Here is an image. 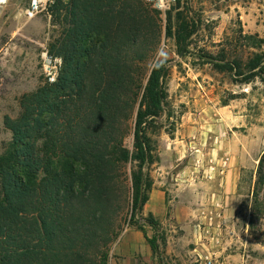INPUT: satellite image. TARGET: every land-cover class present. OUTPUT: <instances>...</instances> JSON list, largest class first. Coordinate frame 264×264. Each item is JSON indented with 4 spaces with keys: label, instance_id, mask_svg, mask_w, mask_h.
I'll list each match as a JSON object with an SVG mask.
<instances>
[{
    "label": "trees",
    "instance_id": "16d2710c",
    "mask_svg": "<svg viewBox=\"0 0 264 264\" xmlns=\"http://www.w3.org/2000/svg\"><path fill=\"white\" fill-rule=\"evenodd\" d=\"M172 9L165 35L184 53L198 24L183 12L173 22ZM54 13L64 23L50 48L63 59L59 77L25 95L20 118L5 122L13 139L0 156V264H108L126 206L133 221L153 188L149 132L168 107V62L150 63L161 13L145 0H58ZM244 40L260 51L245 59L224 49L209 60L236 83L264 82V40ZM257 176L264 187V154ZM145 238L159 255L157 239Z\"/></svg>",
    "mask_w": 264,
    "mask_h": 264
},
{
    "label": "rangeland",
    "instance_id": "374dc122",
    "mask_svg": "<svg viewBox=\"0 0 264 264\" xmlns=\"http://www.w3.org/2000/svg\"><path fill=\"white\" fill-rule=\"evenodd\" d=\"M180 2L171 11L173 22L183 12L197 22V32L186 52L179 53L174 37L165 35L167 14L160 15L162 43L150 61L168 62L169 68L164 86L168 107L159 129L149 132L158 162L145 170L153 181L149 199L154 189L163 191L165 209L157 216L147 211V203L132 221L127 205L108 264L128 230L157 239L159 255L151 264H264V187L256 183L264 154V82L236 83L208 57L220 60L228 49L231 58L247 59L260 51L246 45L244 36L264 40V0ZM27 4L10 0L0 7V156L13 139L6 119L18 120L22 98L49 83L44 54L58 60V77L63 67V59L50 53L62 37V19L53 7L27 20ZM133 142L130 135L124 144L132 150Z\"/></svg>",
    "mask_w": 264,
    "mask_h": 264
},
{
    "label": "crops",
    "instance_id": "0c3cea01",
    "mask_svg": "<svg viewBox=\"0 0 264 264\" xmlns=\"http://www.w3.org/2000/svg\"><path fill=\"white\" fill-rule=\"evenodd\" d=\"M149 200L146 206L147 211L161 216L165 209L164 192L154 189ZM153 201H155L154 204L151 203ZM153 255L144 233L139 230H128L115 244L109 264H151ZM199 256L203 259L202 255Z\"/></svg>",
    "mask_w": 264,
    "mask_h": 264
},
{
    "label": "built area",
    "instance_id": "2783aa9c",
    "mask_svg": "<svg viewBox=\"0 0 264 264\" xmlns=\"http://www.w3.org/2000/svg\"><path fill=\"white\" fill-rule=\"evenodd\" d=\"M10 1V0H9ZM8 1V2H9ZM58 0H28L27 7L23 10L24 17L27 20H33L42 14H49L50 10L56 5ZM68 2L69 0H62ZM150 3L156 10L165 17L172 7L176 4L177 0H145ZM45 62L46 77L49 83H54L58 79V60H55L48 53L43 56Z\"/></svg>",
    "mask_w": 264,
    "mask_h": 264
},
{
    "label": "bare ground",
    "instance_id": "6f19581e",
    "mask_svg": "<svg viewBox=\"0 0 264 264\" xmlns=\"http://www.w3.org/2000/svg\"><path fill=\"white\" fill-rule=\"evenodd\" d=\"M8 3V0H0V7L5 6Z\"/></svg>",
    "mask_w": 264,
    "mask_h": 264
}]
</instances>
